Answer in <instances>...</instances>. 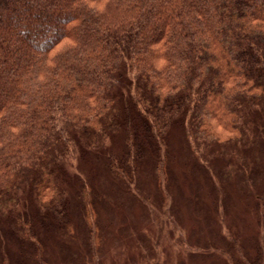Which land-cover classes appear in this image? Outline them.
Segmentation results:
<instances>
[{
  "label": "trees",
  "instance_id": "obj_1",
  "mask_svg": "<svg viewBox=\"0 0 264 264\" xmlns=\"http://www.w3.org/2000/svg\"><path fill=\"white\" fill-rule=\"evenodd\" d=\"M179 130L215 211L235 179L251 197L254 251L229 263L264 264V0H0V264H57L41 233L76 221L94 264L103 200L78 162L125 198L145 165L164 204Z\"/></svg>",
  "mask_w": 264,
  "mask_h": 264
},
{
  "label": "rangeland",
  "instance_id": "obj_2",
  "mask_svg": "<svg viewBox=\"0 0 264 264\" xmlns=\"http://www.w3.org/2000/svg\"><path fill=\"white\" fill-rule=\"evenodd\" d=\"M169 143L170 179L162 188L170 197L164 204L145 165L137 190L131 191L134 198H125L100 161L89 157L78 162L73 175L91 179L103 200L96 206L102 241L94 264H230V251L235 258L239 257L237 251L252 256L251 237L259 229L251 197L242 193L235 179L232 186L224 185L228 202L215 211L212 187L202 173L193 170L194 162L184 150L180 130L173 132ZM76 222L80 228L75 238L64 239L50 231L41 233L47 238L46 251L54 263L64 264L70 252L92 264L85 257L86 251L93 250L82 240L83 223ZM145 239L156 255L150 260L144 257ZM62 251L68 252L65 258Z\"/></svg>",
  "mask_w": 264,
  "mask_h": 264
}]
</instances>
